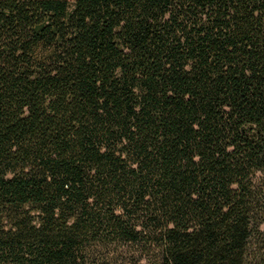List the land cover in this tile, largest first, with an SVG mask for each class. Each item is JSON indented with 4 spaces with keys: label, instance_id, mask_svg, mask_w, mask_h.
Returning <instances> with one entry per match:
<instances>
[{
    "label": "trees",
    "instance_id": "16d2710c",
    "mask_svg": "<svg viewBox=\"0 0 264 264\" xmlns=\"http://www.w3.org/2000/svg\"><path fill=\"white\" fill-rule=\"evenodd\" d=\"M0 264H264V0H0Z\"/></svg>",
    "mask_w": 264,
    "mask_h": 264
}]
</instances>
